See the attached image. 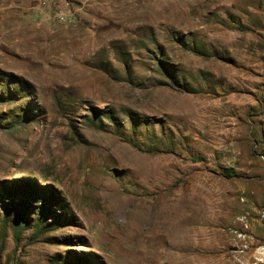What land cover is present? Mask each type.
<instances>
[{
	"label": "rangeland",
	"instance_id": "obj_1",
	"mask_svg": "<svg viewBox=\"0 0 264 264\" xmlns=\"http://www.w3.org/2000/svg\"><path fill=\"white\" fill-rule=\"evenodd\" d=\"M39 1L0 0V264H264V0Z\"/></svg>",
	"mask_w": 264,
	"mask_h": 264
},
{
	"label": "trees",
	"instance_id": "obj_2",
	"mask_svg": "<svg viewBox=\"0 0 264 264\" xmlns=\"http://www.w3.org/2000/svg\"><path fill=\"white\" fill-rule=\"evenodd\" d=\"M225 175L226 176H236L238 175L234 170L232 169H228L225 171ZM21 182H24L25 184V187H26V194L25 196H23L21 199H20V202L18 203L19 206H20V209H22V212L20 211L19 214L17 215L16 217V220H15V228H16V231L18 232V234H20L22 228H24V226H26L28 224V220H27V217L24 215V212L23 210H25L26 207H28L29 203H30V200H31V195L34 191V183H32L31 181H21ZM1 201L0 200V204H1ZM55 202H57V199L55 198L54 199ZM14 206L17 207V203L13 201ZM2 205V204H1ZM7 205V206H6ZM25 207V208H24ZM51 206H49V204L47 205V207L45 206V210L44 212H47V210L50 209ZM8 209V204L5 203V209Z\"/></svg>",
	"mask_w": 264,
	"mask_h": 264
},
{
	"label": "built area",
	"instance_id": "obj_3",
	"mask_svg": "<svg viewBox=\"0 0 264 264\" xmlns=\"http://www.w3.org/2000/svg\"><path fill=\"white\" fill-rule=\"evenodd\" d=\"M38 8L41 13L49 15L54 20L58 21H71L73 13L67 7H60L58 4L53 3L51 0H40Z\"/></svg>",
	"mask_w": 264,
	"mask_h": 264
},
{
	"label": "bare ground",
	"instance_id": "obj_4",
	"mask_svg": "<svg viewBox=\"0 0 264 264\" xmlns=\"http://www.w3.org/2000/svg\"><path fill=\"white\" fill-rule=\"evenodd\" d=\"M172 220V219H171ZM174 220V219H173ZM172 222V221H171Z\"/></svg>",
	"mask_w": 264,
	"mask_h": 264
}]
</instances>
